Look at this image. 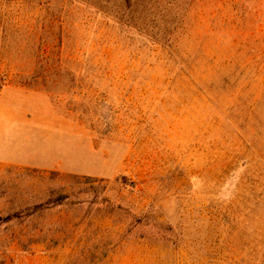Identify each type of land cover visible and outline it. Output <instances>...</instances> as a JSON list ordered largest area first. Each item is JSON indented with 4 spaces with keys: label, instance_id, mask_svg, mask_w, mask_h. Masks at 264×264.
Masks as SVG:
<instances>
[{
    "label": "rangeland",
    "instance_id": "obj_1",
    "mask_svg": "<svg viewBox=\"0 0 264 264\" xmlns=\"http://www.w3.org/2000/svg\"><path fill=\"white\" fill-rule=\"evenodd\" d=\"M5 87L0 264H264V0H0Z\"/></svg>",
    "mask_w": 264,
    "mask_h": 264
},
{
    "label": "crops",
    "instance_id": "obj_2",
    "mask_svg": "<svg viewBox=\"0 0 264 264\" xmlns=\"http://www.w3.org/2000/svg\"><path fill=\"white\" fill-rule=\"evenodd\" d=\"M14 87H5L0 91V161L4 156V150L8 147L6 134L12 130L13 117L15 116V108L18 100L14 99ZM15 105V106H14Z\"/></svg>",
    "mask_w": 264,
    "mask_h": 264
},
{
    "label": "trees",
    "instance_id": "obj_3",
    "mask_svg": "<svg viewBox=\"0 0 264 264\" xmlns=\"http://www.w3.org/2000/svg\"><path fill=\"white\" fill-rule=\"evenodd\" d=\"M43 78H44V80H45V78H46L45 83H49V85H52V86H54L55 82H57V79H56L55 76L50 77L49 75H48V76L45 75ZM45 83H44L42 86H44ZM19 84H20L21 86H23V87H32V86H35L36 83L30 82V81H26L25 79L22 78V79L20 80ZM32 84H34V85H32ZM74 203H75V202H74ZM74 203H73V204H74ZM82 203H84V202L77 203V205H82ZM66 264H85V261L82 259V254L80 253L79 256L76 255L75 257L70 258V259L66 262ZM91 264H92V263H91Z\"/></svg>",
    "mask_w": 264,
    "mask_h": 264
}]
</instances>
